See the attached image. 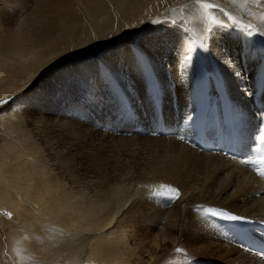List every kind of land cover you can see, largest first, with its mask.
Listing matches in <instances>:
<instances>
[{
	"label": "bare ground",
	"instance_id": "6f19581e",
	"mask_svg": "<svg viewBox=\"0 0 264 264\" xmlns=\"http://www.w3.org/2000/svg\"><path fill=\"white\" fill-rule=\"evenodd\" d=\"M207 2L225 5L231 12L237 9L243 21L255 23L264 34V21L260 19L264 14V0ZM179 3L180 0H0V33L11 27L13 29L9 31L14 34L9 45L0 50V80L23 84L40 79L51 68L66 65L65 69L56 72L53 81L50 74L44 77L42 89L38 90L42 94L39 103L27 110L24 103L12 108L7 105L0 113V127L6 124L7 118L15 119L17 123L11 125L9 133L16 135V142L25 148L23 151L12 142L0 141V206L15 212L16 226L21 225V233L36 228L37 242L32 232L24 237L27 249L33 250L36 245V250L46 259L48 254L39 245V240L61 242V238L68 236L78 242L77 252L74 244H69L63 253L55 243L44 244L56 252L58 262L77 264L79 259L85 258L89 263L108 260L121 263L123 252L139 246L136 230L144 231L140 225L149 222L151 212L157 210L165 234L181 230L180 241L186 240L190 244L205 241L207 249L214 254L223 252L227 257L243 258L249 264L264 261L261 250L264 234L258 235V228L264 233V187L255 177L256 166L240 161L252 159L248 151L253 149V141L254 145H259L257 140L264 130V47L244 38L242 33L231 35L220 30L222 33L212 39L206 70L182 65L184 48L177 51L179 40L183 38V44L187 46L189 35H182L184 33L175 24L173 27L168 22H163L165 28L157 31L161 25L152 20L154 14L169 11L167 9ZM197 8L193 10L197 11ZM197 12L188 16L191 22L188 26L195 31L202 22H199L202 13L198 15ZM175 16L178 17V13ZM178 23L187 26L185 22ZM140 24L141 29L155 30L153 35L163 34L168 40L164 48L149 46L148 50L155 57L163 85L170 93L158 113V120L145 105L135 102L146 131L152 128L157 137H145L147 144L144 145L138 143L141 141L137 137H118L113 133L117 129L114 122L111 133L84 128L83 125H90V118L85 116L86 122L80 121L75 104L66 98L72 89L82 91L79 87L88 88L92 82L99 86V77L105 67L127 69L125 60L131 50L129 43L115 46ZM153 35L149 32L142 37ZM107 49L110 50L103 56L102 63L89 58ZM222 54H230L235 68L222 62ZM80 59H86L83 65H78ZM54 61L56 65L52 67ZM237 69L241 73L239 78L234 75ZM178 74L183 80L177 79ZM121 78L123 87L131 83L123 72ZM188 80H191L190 84ZM221 80L223 86H219ZM64 81H68L67 84L59 83ZM4 89L7 85L0 83V91ZM43 89L47 93H43ZM10 92H0V98L19 99L25 90ZM30 97H25V103ZM110 111H115L112 106ZM26 115L29 124L24 118ZM65 117L71 122L68 130L57 132L52 139L54 130L47 129V121ZM179 127L183 128L181 132ZM133 133L134 130L129 131L130 135ZM163 135L165 138L160 140ZM40 136H44L46 147L40 145L37 138ZM58 161L60 169L68 164L66 169L77 170L57 172L55 163ZM114 167L122 170L107 180V191L99 194L96 188L92 189L95 186L93 172L102 168L115 170ZM36 170V177L45 171L46 180L42 183L36 182ZM142 178L151 189L132 195L124 182ZM162 184L175 187L180 193L169 202V211L149 200L153 187ZM46 190L48 196H45ZM23 202L31 204L33 212L25 208ZM207 207L241 215L247 222L212 216L203 211ZM121 217H124L123 225L118 220ZM114 221L116 224L111 227ZM196 222L201 225L224 222L235 226L240 229V241L234 243L235 248L226 246L225 242L213 245L219 239L212 237V229H202L198 235L192 231ZM55 228L58 231L54 234ZM243 231L249 233L242 235L247 248L241 238ZM102 235H105L106 243L96 242ZM118 237L123 238L120 246ZM15 252L18 255L25 253L16 244Z\"/></svg>",
	"mask_w": 264,
	"mask_h": 264
},
{
	"label": "rangeland",
	"instance_id": "374dc122",
	"mask_svg": "<svg viewBox=\"0 0 264 264\" xmlns=\"http://www.w3.org/2000/svg\"><path fill=\"white\" fill-rule=\"evenodd\" d=\"M163 1L167 2L168 0H163ZM191 2L193 3V5H191L192 4ZM22 3H23V1H22ZM22 3H20V4H22ZM190 5L192 6V8ZM217 6L218 7H214L212 9L208 10L209 15L213 16L214 15L213 13H216L217 17H216V14L213 17H215L216 19H218V21H220V24L219 25L215 24L214 27H212L213 24H210V22H208L205 19L204 13L202 12V10H200V7L196 3V0H190V1L188 0V2L185 0H180L179 4L175 5L171 9H167L169 11H166V12L160 11V12L154 14V17L152 18L153 22H155V23L159 22V24L161 25V27L158 30L156 29L157 31H160V29L165 28L163 22H168L172 26L175 24L177 29L181 33H184L182 35H185V34H187V36L189 35L190 39L186 40L187 46H185V47L186 48L188 47L187 49H189L187 52V55L188 56L191 55V58H192L191 65L192 66L189 65L186 60H184V57L182 60L183 61L182 65L187 66L191 69L199 68V70H203V71L206 70V68L208 67L207 60L209 59V53L211 52L212 39L216 35H218L222 32L229 33L231 35H237V34L242 33L244 35V38H247L248 40H250L254 43L256 42V44H259L260 46L264 47V34H263V32H261L257 28V25L255 23H250V22L247 23V22L243 21L240 14H239V11L237 9L233 10L236 12H231L230 10L227 9L228 7L227 8L225 7V5L220 4ZM193 8H197L198 12L196 11V9L193 10ZM220 8H221V10H220ZM173 9H175V11H173ZM195 11L197 12V14L202 13V15H203V17L201 15V17L199 18V22L200 21H202V22L199 23V25H198L199 27L196 28V31H195V29L193 30V28H190L188 26L189 23L191 24V22L188 20V18H189L188 16L191 14L196 15ZM224 12L227 13V15H225ZM177 13H178V17L175 16V14H177ZM218 13H219V16H218ZM198 15H200V14H198ZM183 17H185V18L187 17V19L185 20ZM229 17H233V19H229ZM21 19L26 21V19L24 17H22ZM177 21L182 22V23L185 22V23H187V26L183 25V24H179ZM27 22H29V20H27ZM235 22L236 23L238 22L237 26H236ZM233 23H235V25ZM239 23H241V24H239ZM220 25H222V26H220ZM241 25H243V26H241ZM244 25H245V27H244ZM175 26H173V27H175ZM228 26H229V28H228ZM140 27H142L141 24L139 26H137L134 31H129V34L124 39L119 41L115 47H117V46L120 47V46L126 45V43L127 44L129 43L130 49L135 50L136 46L140 44L139 41L147 33L152 32V35L156 34L155 30H148L146 28L141 29ZM209 28L214 30L213 31L214 34H215L216 29H218L219 32L216 31L217 34L213 35V32L209 33V31H208ZM234 28L237 30V32L239 30L241 32L236 33V30ZM6 29H8V28H6ZM11 29H13V28L10 27L8 30L5 31V33H3V32L0 33V41H1L0 50H4L9 45L10 40L14 37V34H12L9 31ZM231 29H233V30H231ZM220 30H222V32H220ZM192 37H193V39H192ZM205 43L209 46L208 51H204V44ZM110 49L96 52L94 54V56L89 57V58H91V60H93V61H95V59L99 60L102 63L103 62V56L106 55ZM192 54L194 55V57ZM196 57L199 61L196 59ZM87 60H89V59L87 58ZM84 61H86V59H80V61L78 62V65H83ZM184 63H187L189 66L187 64L185 65ZM65 67H66V65H58V66L48 70L46 72V74L43 75L40 79L35 78V79L30 80L28 82H25L23 84L13 83L8 79L0 80L1 84L7 85V89L1 90L0 92L6 91L9 93H12V92H10L11 90H13V92H15L17 90L24 91L27 89V87L30 84L34 85L35 89L40 90V89H42V87H41L43 85L42 83L45 82V81H43L45 76L50 74L49 78L53 81L52 78L56 74V72L62 71L63 69H65ZM106 69H107V67H105L103 69V71H105ZM87 79H90V76H87ZM11 80H13V79H11ZM89 81H91V80H89ZM67 82L68 81L59 82V83H62L64 85V84H67ZM76 82H74V83H76ZM78 82H81V81L78 80ZM96 83L97 82H92L90 84V86L88 88H85V89H84V87H79L82 89V91H77L78 89H72L69 93V97L66 96V98L69 101L71 99L72 100L71 102H73V104H75L74 105V107L76 108L75 113L79 114V120L80 121L86 122L84 119L85 116L90 118L89 122H90L91 126L90 125H83L84 128L85 127L86 128H92V129H97L98 131L103 132V133H111V124H112V122H114L113 125L117 126V129H115L113 131V133H115L118 137H124V138L137 137L141 141V142H138L141 145L147 144L146 138H157L154 135V131L152 128H149V130L146 131V127L143 126V123L141 121L142 114L139 113L138 108L136 109V107H135V114L131 118H122L121 116L117 115V113L115 111L113 113H111L110 107L112 106V104L114 102L107 100L106 94H105V99L98 104L87 102L85 100V97L88 95V92H89L88 89L93 84H96ZM175 83H176L177 88H180L176 79H175ZM187 83L190 84L191 80H188ZM121 87H123V84H121ZM182 87H184V86H182ZM103 91H104V93L105 92L107 93L106 89H104ZM42 92L47 93L46 89H43ZM21 94H24V92ZM54 94H55V92H54ZM30 95H31V93H29L28 96H30ZM51 97L52 96H50V99H51ZM6 106L7 105L2 106V109ZM91 106H93V107L91 108ZM2 109H0V113L3 112ZM79 110L83 111V112H78ZM26 117H24V118L26 119L27 123L29 124L30 119L28 118V115H26ZM14 120L15 119L13 117L11 119L7 118L5 121L6 124L5 125L3 124V127H0V141L3 143L12 142V144L16 148H21V150L25 151V148L21 147V145L16 142V140H17L16 135L13 136L12 134L9 133L10 132L9 129H10L11 125L14 124V126H15L17 123ZM156 120H158V118H156ZM70 124H71V122L68 120V118L65 117V118H59L56 121H49L48 120L46 123V126H47V129L54 130V134L52 136V139H53V138H55V134L57 132L58 133L59 132H61V133L66 132L68 130ZM30 129H32L34 131L33 128H30ZM182 129L183 128H180V132L182 131ZM130 130L135 131V133L132 134L133 136L129 134ZM158 130H159V128L157 129V131ZM70 131H71V129H70ZM139 132H141V133H139ZM165 136L166 135H163V136L159 137V139L162 140L165 138ZM37 138L39 140L40 145H42L43 147H46V145L44 143L45 142L44 136H40ZM150 141H152V140H149V142ZM257 142L259 143V145H254L255 142L253 141L252 142L253 149H250L248 151V154L250 155L249 157L252 159H255L256 157L259 156V154H261V152H264L263 142L260 140H257ZM51 143L53 144V142H51ZM52 146L53 145H50V147H52ZM257 147H258V149H256ZM47 149H49V147H47ZM49 151H51V150H49ZM28 158H30V157L28 156ZM246 159H248V158H246ZM242 160H244V159H240V161H242ZM55 164H56L55 169L58 170L57 172H59V171L61 172V170L66 172V171H69L70 169H73L75 171L77 170L76 168L66 169L68 167V164L65 165L62 169H60L61 164L59 161ZM114 168H115V170L111 169V168L110 169L102 168V169L95 170L92 174L94 177L93 180L95 181V186L93 185L92 189L96 188V191L99 194H103L104 192H106L107 188L105 187L106 186L105 184H106L107 180H109L113 174H118L122 170L120 167H114ZM36 173H37V170L34 172V177H36ZM255 177L257 179H259V181L262 182V188H263L264 187V185H263L264 179H261L258 174L255 175ZM117 179L120 180L119 177H117ZM45 180H46V176H45V171L43 170V172L38 173V175L36 177V182L42 183ZM118 183H120V182H118ZM124 183H125V186L129 189V191L131 190L132 195H135V196L138 194H141L143 192H147L151 189L150 185L148 183H145L143 178L141 180L136 179V181H134V182L133 181H125ZM159 191H162L161 187H159V186L153 187V191L151 192V196L153 198H151V196H150L149 200L152 201L153 203H155L156 205L160 206V208H162L163 210L169 211L170 210L169 209L170 208L169 202L173 201V198H170L168 196H156L155 193H157ZM48 192H49L48 190L45 191V196H48ZM23 203L25 204L24 207L28 208L30 211H32V209H34V207L31 204H29L27 202H23ZM7 213L11 214V218H9V215ZM178 213H179V211H178ZM160 217H161L160 211L156 210V211L151 212L150 221L149 222L146 221L145 224L140 225V227H142L144 229V231L136 230L137 231V240L139 241L138 248L133 246L128 251L123 252L120 255L121 263L118 261H114V260H108V261H105L104 263H97V262L89 263L85 258H81L78 260L77 264H189L188 262H190L191 264H249V263L245 262L243 260V258L227 257L225 254H223V252L215 253V254L212 253L209 249H207V243L205 241L204 242H198V243H191V244L189 242H187L186 240L180 241L179 236L181 235L180 234L181 230H177L175 232H169L168 234H165L163 232V230H161L162 219ZM118 220H119L120 224H122V225L125 224L124 217H121ZM115 224H116V221H114L112 223L111 227L114 226ZM216 225H215V223H212V222H210L209 225L208 224L201 225V224L196 222L192 226V231L199 235V233L202 231V229H204V230L207 228L212 229V231H213L212 237H216L219 239L213 245H218L220 242H225L226 246H228V247L233 246L234 247V243L240 241V236H239L240 229H237L235 226H230L224 222H218V225L217 226ZM35 230H36V228L32 229V230H27L26 232L21 233V225H20V227L16 226V214H15V212L7 209L6 206H0V264H70V263H68L66 261H62V260H60V262H58L59 260L55 257V256H57L56 252L54 250H51V249L45 247L44 244L47 242L53 243V244L55 243L56 247L61 249V251H62L61 253H63V252H65V250L67 249L69 244H74L75 252H77L78 242H76V241L74 242L73 239L69 238L68 236L61 238L62 239L61 242H59V240L58 241H54V240L53 241H46V240L40 241L39 240V245L42 246L44 249V252H46L48 254L46 256V259H45V257L39 253V250H36V245H35L33 250L27 249L25 247L24 237L29 232H32L31 234L34 238H36L35 241L37 242V235L35 234ZM258 230L260 232V234H258L259 236L264 234L261 229L258 228ZM53 231L55 234V233H57L58 229L55 228V229H53ZM19 233H21V235L18 237ZM243 234L248 235L249 233L246 231H243L241 234V238H242V241L244 243L243 246L245 248H247L248 244L246 245V243L242 237ZM14 236H15V238H14ZM32 236H31V238H32ZM222 239H225V241H223ZM117 241H119V246L123 244V238L122 237H118ZM96 242L106 243L105 235H104V237L102 235L100 240H97ZM15 244L18 247H20V250H24L25 253L22 255L16 254ZM176 249H181L182 251L178 252V251H176ZM133 252H135L134 255H133ZM213 255H215L216 258H211ZM258 264H264V261L259 262Z\"/></svg>",
	"mask_w": 264,
	"mask_h": 264
},
{
	"label": "snow or ice",
	"instance_id": "6c2138e0",
	"mask_svg": "<svg viewBox=\"0 0 264 264\" xmlns=\"http://www.w3.org/2000/svg\"><path fill=\"white\" fill-rule=\"evenodd\" d=\"M235 2V0H233ZM255 2V0H254ZM200 9L204 13L205 19L211 24H220L215 17L208 14V10L214 7H218L214 3L207 2V0H196ZM175 11V9H173ZM227 15V13H225ZM233 19V17H229ZM260 19L264 21V14L261 15ZM159 23V22H156ZM238 23V22H237ZM250 27V26H249ZM209 33L214 30L208 29ZM168 43L167 38L161 35H153L149 37L142 38L139 45L136 46L135 50H129V55L126 57L125 63H127V69H117L115 66L107 68L99 77V87L93 84L89 88L88 95L85 100L89 103H100L105 99L104 89L107 90L106 98L107 100L113 101L112 107L114 108L117 115L122 118H131L135 114V102L139 101L141 104L145 105L150 111L153 118H158V113L162 111L164 100L170 93L167 92L163 85V81L160 77V73L157 69L155 57L149 52L148 47H155L158 49L164 48ZM177 51L180 48H184L183 57L189 65H191L192 58L187 55L188 49L183 44V38H180ZM204 51H208V45L204 44ZM249 55L251 53H248ZM223 63L229 67L235 68V64L230 57V54H222ZM56 65L54 61L52 67ZM180 59L178 57L177 68H179ZM127 76L128 80L131 81L130 84L125 87H121L122 78L121 73ZM235 77L239 78L241 76L240 71L237 69L234 72ZM177 79L183 80V76H177ZM219 86H223V81H219ZM31 93V97L25 103V97H28ZM42 99V94L35 89L34 85H29L24 92V95L17 98L3 99L0 98V109L2 106L9 105L12 108L13 105L19 106V104L24 103L25 109L33 107L36 103H39ZM9 100L12 103H9ZM183 138V137H181ZM260 141L264 142V130H261L259 135ZM241 163L256 166L254 171L264 179V152L251 160H242ZM162 191L155 193L156 196H168L170 198H178L180 193L177 188L170 185L162 184L160 185ZM205 213H210L212 216H221L223 219L228 221H244L247 222V218L238 214H230L226 211L218 210L215 207L203 208ZM9 218L11 214L9 213ZM176 251H182L181 249H176Z\"/></svg>",
	"mask_w": 264,
	"mask_h": 264
}]
</instances>
